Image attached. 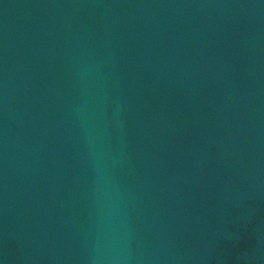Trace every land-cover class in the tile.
<instances>
[{"label":"water","instance_id":"1","mask_svg":"<svg viewBox=\"0 0 264 264\" xmlns=\"http://www.w3.org/2000/svg\"><path fill=\"white\" fill-rule=\"evenodd\" d=\"M0 264H264V0H0Z\"/></svg>","mask_w":264,"mask_h":264}]
</instances>
